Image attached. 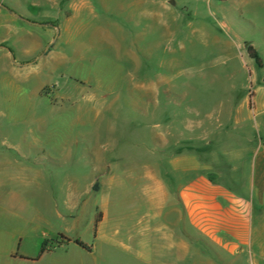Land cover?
I'll return each mask as SVG.
<instances>
[{"label": "rangeland", "instance_id": "374dc122", "mask_svg": "<svg viewBox=\"0 0 264 264\" xmlns=\"http://www.w3.org/2000/svg\"><path fill=\"white\" fill-rule=\"evenodd\" d=\"M37 1L39 13H7L0 31V264L169 263L180 205L158 210L164 229L143 227L163 154L154 138L170 128L179 144L188 119L224 175L236 167L245 180L264 139V113H251L252 90L264 92V0Z\"/></svg>", "mask_w": 264, "mask_h": 264}, {"label": "crops", "instance_id": "0c3cea01", "mask_svg": "<svg viewBox=\"0 0 264 264\" xmlns=\"http://www.w3.org/2000/svg\"><path fill=\"white\" fill-rule=\"evenodd\" d=\"M48 1V4L57 2L55 6L53 4L55 8L67 10L81 6L75 0ZM6 7L26 18L36 10L39 13L44 5L37 0L27 3L11 0L6 2ZM12 12L0 11V31L6 32L9 25H13V20L8 18ZM37 24L41 26L45 22ZM30 59L28 55L23 57L24 62ZM69 62L70 59H63L58 65ZM252 91L251 113L256 110L264 113V92L261 96ZM184 128L187 135L180 133L179 140L184 149H177L182 144L169 139L173 131L170 128H166L163 136L154 138L163 154L157 158V167L151 168L147 180L150 183L147 201L152 215L144 231L154 227L164 229L159 223L158 210L164 209L168 202H177L181 210L169 212L180 213L182 235L176 236L170 231L172 234L165 237L166 242L162 245L169 251V263L166 264H264V139L249 149L248 175L245 180H239L236 167L232 170L235 175H224L225 166L220 164L219 167L216 162L217 156L220 160L224 157L203 142L198 133L200 126L197 130L195 125L191 128L187 119ZM166 152L171 156L165 157ZM162 160L167 162V169ZM108 183L114 186V180ZM191 237L197 240L193 241ZM191 250L197 251V257L191 258Z\"/></svg>", "mask_w": 264, "mask_h": 264}, {"label": "trees", "instance_id": "16d2710c", "mask_svg": "<svg viewBox=\"0 0 264 264\" xmlns=\"http://www.w3.org/2000/svg\"><path fill=\"white\" fill-rule=\"evenodd\" d=\"M247 54L250 60H252L255 64V66L258 69L262 68V60L259 56V54L257 53V51L250 45H247ZM75 245H77L78 247H80L81 249L84 250H88V247L86 245H84L83 243H81L80 241H75ZM44 250H41V253H43Z\"/></svg>", "mask_w": 264, "mask_h": 264}, {"label": "bare ground", "instance_id": "6f19581e", "mask_svg": "<svg viewBox=\"0 0 264 264\" xmlns=\"http://www.w3.org/2000/svg\"><path fill=\"white\" fill-rule=\"evenodd\" d=\"M79 8H77L78 10ZM130 203L129 200H127L126 198H121V200L119 201V206H124V205H128ZM112 204V200L108 199L107 202H106V207L109 209V207L111 206ZM147 226H149V222L147 221L145 224H143V227L146 228Z\"/></svg>", "mask_w": 264, "mask_h": 264}, {"label": "water", "instance_id": "95a60500", "mask_svg": "<svg viewBox=\"0 0 264 264\" xmlns=\"http://www.w3.org/2000/svg\"><path fill=\"white\" fill-rule=\"evenodd\" d=\"M171 5L173 6V5H174V3H172V2H171ZM0 7H1L3 10H5V11H7V12H8V10H7L5 7H3V6H0ZM11 15H12V16H14L15 18H17V19L21 20V18H20V17L16 16V15H15V14H13V13H11ZM1 49H2L3 51L7 52V53H10V52H9V50H8L7 48H5V47H2ZM46 52H47V50H46ZM46 52H45V53H46Z\"/></svg>", "mask_w": 264, "mask_h": 264}]
</instances>
